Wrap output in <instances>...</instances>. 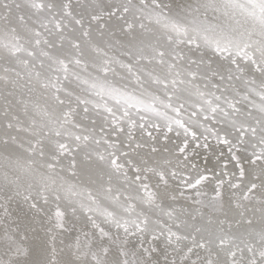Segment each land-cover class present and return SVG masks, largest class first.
<instances>
[{
    "label": "snow or ice",
    "instance_id": "snow-or-ice-1",
    "mask_svg": "<svg viewBox=\"0 0 264 264\" xmlns=\"http://www.w3.org/2000/svg\"><path fill=\"white\" fill-rule=\"evenodd\" d=\"M0 264H264V0H0Z\"/></svg>",
    "mask_w": 264,
    "mask_h": 264
}]
</instances>
